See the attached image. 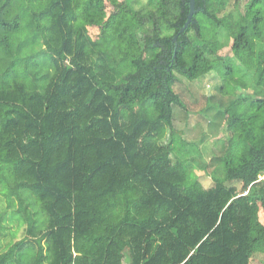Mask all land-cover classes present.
Instances as JSON below:
<instances>
[{
  "label": "trees",
  "instance_id": "16d2710c",
  "mask_svg": "<svg viewBox=\"0 0 264 264\" xmlns=\"http://www.w3.org/2000/svg\"><path fill=\"white\" fill-rule=\"evenodd\" d=\"M228 2L195 0L179 33L188 0L170 10L88 0L121 13L104 45L75 0H0V185L25 226L0 264H264V0L243 16L239 0L225 13ZM201 16L230 34L232 57L211 48L217 31L202 32ZM220 65L217 78L241 68L231 83L254 93L216 110L230 136L204 188L188 160L172 159L175 114L192 117L174 87L212 81Z\"/></svg>",
  "mask_w": 264,
  "mask_h": 264
},
{
  "label": "rangeland",
  "instance_id": "374dc122",
  "mask_svg": "<svg viewBox=\"0 0 264 264\" xmlns=\"http://www.w3.org/2000/svg\"><path fill=\"white\" fill-rule=\"evenodd\" d=\"M87 1L88 0H75L76 11L79 15L81 14L79 17L83 20L89 37L94 40V42L106 45L113 38V22L117 17H120L121 13L110 7H106L103 11L96 10L93 7H89ZM118 2L123 3L124 0H118ZM248 2L249 0H239L236 7H238L241 16L244 15L245 6ZM128 4L135 10L146 8H164L170 10L172 9L174 0H128ZM225 13H228V15L234 13L233 0H229ZM201 20L205 23L202 32L212 36L213 31L216 30L213 29L214 26L203 16H201ZM216 31V38L219 47L212 44L211 48L221 57H232V38L229 36L230 34L226 29L222 28ZM138 37L142 41V37ZM242 70L243 69L241 68L237 69L231 77L225 76L217 78L224 73V70L220 65L219 70H216L217 74L212 78V81H207L202 84L200 81L189 82L186 79L179 77L180 82L174 87V91L181 94L184 99V104L190 111H192V117H189V121L187 120L185 122L181 113L177 111L175 114V121L173 123L174 130L176 135L181 139V142H177L178 145L176 150H174L172 159L188 160L190 162L189 169L192 173V178H190V180H198L204 188H209L214 184L209 177V173L213 170L214 166L218 164V161L213 163L211 170H209L208 167L206 168V165L211 159H213V157L219 156L222 150H225L224 146L226 139L230 136V132L227 130V124L225 122L227 115L219 114L218 119L215 117L216 110L219 109L222 111L227 108L229 103L236 99V96L243 97L246 95V97L249 98V95L254 93L253 85H249V89L246 92H242L238 86H235L236 84L231 83L232 80L235 81L241 78ZM215 78L217 79L214 80ZM207 84L209 85V88H205ZM222 85L226 89L225 93L221 92L220 88ZM256 90L258 93L257 95L264 98V88L259 87ZM205 98L208 100L206 101ZM246 104H248V102L243 103L239 110L243 108L245 109ZM195 114H200L201 116ZM220 116H222V118H220ZM210 122H212V124H210ZM166 141L167 138H165L163 142ZM182 142H185L186 145H183ZM261 179H264V176L261 177ZM235 186L240 188V184L238 183H236ZM10 198L11 199L5 196L3 185H0V253L6 251V248L10 243L17 241L24 236L25 226H19L20 224L15 219V215H12L10 218L12 212L16 211L18 206L16 199L12 196ZM258 207L259 211L257 218L264 226V205L258 202ZM12 235L14 236L13 238ZM257 257H254L250 264H261L257 260ZM261 258L263 257L261 256Z\"/></svg>",
  "mask_w": 264,
  "mask_h": 264
},
{
  "label": "water",
  "instance_id": "95a60500",
  "mask_svg": "<svg viewBox=\"0 0 264 264\" xmlns=\"http://www.w3.org/2000/svg\"><path fill=\"white\" fill-rule=\"evenodd\" d=\"M188 4H189V12H188V15H187V19H186V22H185L184 26L182 27V29L180 30L179 33H183V31L188 27V25L193 22L192 18H193V15L196 12V10H195V0H188ZM176 38H177V36H175L173 38V43L176 42Z\"/></svg>",
  "mask_w": 264,
  "mask_h": 264
}]
</instances>
